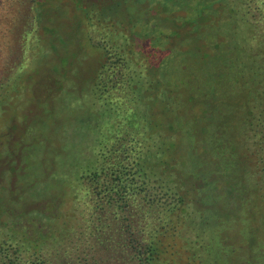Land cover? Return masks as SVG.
<instances>
[{"label":"trees","instance_id":"obj_1","mask_svg":"<svg viewBox=\"0 0 264 264\" xmlns=\"http://www.w3.org/2000/svg\"><path fill=\"white\" fill-rule=\"evenodd\" d=\"M31 1L9 70L0 46V264H264V0H71L67 30Z\"/></svg>","mask_w":264,"mask_h":264},{"label":"rangeland","instance_id":"obj_2","mask_svg":"<svg viewBox=\"0 0 264 264\" xmlns=\"http://www.w3.org/2000/svg\"><path fill=\"white\" fill-rule=\"evenodd\" d=\"M22 1H23V3H25V5H23V3H22ZM13 0L12 1V4L11 3H9L8 2V11H7V14H9L11 11L10 10H12L14 7H20V9H21V12H22V15L20 14V16H19V18H16V24H15V27H14V29L12 30V32H9V30H8V27L9 26H7V25H5V24H1L0 25V28H2V29H0V32L2 31V32H4V37H2V39H3V42L2 43H0V46L2 47V50H3V47H6V46H9V42L7 41V39L9 38V37H11V33H12V37H15V40H16V43L18 44L17 45V47H16V49L17 50H15L16 51V53H12V55H10V58H8V60L6 59V60H4V61H8L7 62V65H6V70L8 69L9 70V68L11 67V66H13V65H15V63H18L19 62V60H20V58H21V54H20V52H19V49H20V46H21V44H22V41H23V37L22 36H20L21 35V33L23 32V34H25V30L26 29H31V30H35L36 28V30H39L41 27L39 26V24L37 23V21H35L34 22V25H32V23H33V21L35 20L34 19V17H33V15L39 10V7H40V5H38L37 3L35 4V3H33L31 0ZM45 2H46V4H47V6L51 3V2H53V1H55L53 4V6L54 7H56L57 5H61V6H65V7H68V8H74L73 7V5H69V2L71 1V0H61V2H59L60 0H44ZM64 2V3H63ZM22 3V4H21ZM12 8V9H11ZM75 9V8H74ZM73 9V10H74ZM73 10H71L70 11V14L69 15H67V17L66 18H63L62 19V21L65 23V25H64V27L66 28V30L67 29H69V24H70V22L73 20V14H74V16L77 14V10L75 9L74 11ZM75 12V13H74ZM25 14H29L30 15V18H29V16H27L26 18H24V16H25ZM24 15V16H23ZM30 20V21H29ZM37 24H38V26H37ZM11 26H12V24H11ZM31 26H33L34 28H30ZM86 28V29H85ZM85 30L87 31V26H85ZM38 32V31H37ZM36 32V33H37ZM40 32H41V30H40ZM22 34V35H23ZM39 34V33H38ZM20 36V37H19ZM28 37L30 38L31 36L30 35H28ZM28 38V39H29ZM6 51H7V49H6ZM6 54V55H5ZM1 56H3V59H5L6 58V56H7V53L6 52H2V53H0V58H1ZM3 60L2 59H0V62H2ZM7 73V71L5 72V74ZM4 74V75H5ZM40 83L41 84H43V81H41L40 80ZM14 99V98H13ZM14 102H16V103H18L19 102V100L17 99V100H13L12 101V103H14ZM19 104V103H18ZM25 108H23L22 110H24ZM7 121H10L11 119L10 118H7L6 119ZM2 124V122H0V125Z\"/></svg>","mask_w":264,"mask_h":264}]
</instances>
